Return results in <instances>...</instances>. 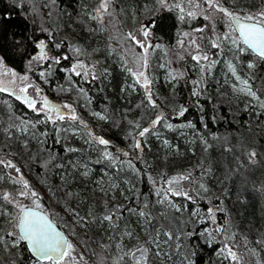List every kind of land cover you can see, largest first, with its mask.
<instances>
[{
    "label": "trees",
    "instance_id": "trees-1",
    "mask_svg": "<svg viewBox=\"0 0 264 264\" xmlns=\"http://www.w3.org/2000/svg\"><path fill=\"white\" fill-rule=\"evenodd\" d=\"M44 2L43 7L38 0H0V59L20 73L34 62L37 43L47 40L51 57L68 59L35 65L29 69L31 77L38 80L42 91L47 90L49 79L54 98L73 96L78 118L95 125L111 147H94L83 127H77L80 133L76 135H68L64 125L59 131V124H49L11 95L0 93V161L4 162L0 163V194L23 187L14 180L27 181L39 194L44 211L60 226V220L47 209L57 203L56 209L69 217H65L66 226L73 230L71 238L60 226L76 249L73 264H134L125 253L155 237L157 229L162 233L160 240L166 242L161 252L166 249L171 256L165 254L164 261L160 260L149 243L147 264H236L218 254L225 244L237 252L241 264H264V118H257L253 110L244 111L246 98L236 101L221 81L222 62L229 59L264 102V68L257 58L220 41L228 27L219 13L212 21L204 19L210 12L203 0H196L200 8L191 7L188 0H166L163 6L159 0H112L115 26L103 18L89 17L95 16L99 0ZM219 2L230 11L264 9V0ZM175 3L181 4L184 13L173 7ZM188 11L196 15L190 17ZM199 28L204 32L196 31ZM142 29L149 32L146 41ZM128 33L151 48L159 46L147 60L152 73L159 76L157 81L154 76L150 86L155 107L148 103L143 86L131 85L135 79L126 69L138 62L130 63L129 55H140L141 48L124 39ZM193 38L216 61L214 65L191 59ZM180 41L187 49L184 53ZM212 41L220 48H212ZM54 43L60 47L52 50ZM75 49L87 56L93 75L82 79L68 75ZM161 49L168 55L174 53V69L163 66L162 70L167 58ZM41 72L49 76L42 78ZM180 107L186 111L175 122L172 114ZM157 108L164 111L172 127L155 138L149 128L141 156L133 159L137 152L133 140ZM164 121L158 123L160 129ZM163 139L169 142L168 148ZM115 149L131 150V157L118 151L105 156ZM7 162L15 167H7ZM189 173L191 179L180 181L179 187L192 200L169 194L167 201L158 203L167 180ZM159 188L162 191L157 196ZM209 208L218 212L221 232L215 231L218 226L211 223ZM140 211L146 215L140 216ZM109 213L115 214L114 221L102 222ZM17 214L11 203L0 198V264H32L25 245L11 243L13 237L7 235L16 231L12 224ZM79 217L85 218L83 226ZM80 256L83 260H78Z\"/></svg>",
    "mask_w": 264,
    "mask_h": 264
},
{
    "label": "snow or ice",
    "instance_id": "snow-or-ice-1",
    "mask_svg": "<svg viewBox=\"0 0 264 264\" xmlns=\"http://www.w3.org/2000/svg\"><path fill=\"white\" fill-rule=\"evenodd\" d=\"M111 2L112 0H101L99 8L96 11L97 14L101 17L103 16V14H107L110 17L108 22L112 23L113 26H115L116 22L112 17V13L108 11ZM159 2L162 6L166 4V0H159ZM188 2L193 8L201 7L199 3H196V0H188ZM203 3L207 5V11L210 12L209 15L204 16L205 20L212 21L215 18L216 14L219 13L220 19L226 23L229 32L224 34L223 39L229 40L232 45L236 46L237 50L240 53L248 51L258 59L264 60V9H261L256 13L243 11L237 12L230 11L229 9L224 8L220 4L219 0H203ZM173 7L179 9L181 13H184L185 11V9L181 6L180 3H175ZM187 15L190 17H194L196 13L193 11H188ZM180 19L183 20L184 16L181 15ZM205 27H207V25ZM204 30V28L196 29V31L201 33L204 32ZM141 31L146 41L147 37L149 36V32L146 29H142ZM213 31H215L214 26ZM188 35V33H184L185 37H187ZM124 39L130 41L136 47L143 49V53L137 56V62L143 61L142 66L147 68V53L149 51V48L153 46L146 45L144 41L137 39L136 35H134L133 33H128L127 36L124 37ZM200 39L203 40L204 38L201 37ZM179 43L181 47H184L183 41H180ZM190 46L192 48V52L190 53L191 59L197 64H200L201 61H208L210 66L216 63V61L210 60L208 53L204 51V49L199 43H197V40L195 38L190 41ZM37 47L40 49V54L34 56L32 58L33 61L51 60L53 63L59 64L61 62V59H68L67 56L55 58L48 56L47 53L44 51V41H40V43L37 44ZM56 47L59 48L60 45L57 44ZM211 47L218 49L220 48V44L216 41H212ZM129 50L131 51V49ZM248 66L252 67L253 65L250 63ZM204 67L205 66L201 64L202 70H204ZM0 68H3L2 60H0ZM229 68L233 72V74H235V69H233L231 65H229ZM126 70L129 72L132 71L131 69ZM66 71L72 72L76 76H83L84 78H87L90 75L89 70L86 69L85 65L82 62H77L73 64L71 68L67 69ZM132 74L135 77L137 83H141L142 79V86L146 90L147 101L152 107H155L156 105L155 102L152 100V96L149 89L150 81L145 76V73L143 71H138ZM8 76H10L11 78L5 80V77ZM40 76L43 78L45 76V73L41 72ZM19 79L21 81H26L28 77L22 76ZM92 79H96V77L93 76ZM237 79H239V77H237ZM15 80L16 73L11 72L10 69H5L0 72V93H8L9 95L14 96L17 100H20L22 103L26 104L28 108L37 112L38 115L43 112L44 119L46 121H51L52 123H55L57 120H65L66 116L71 120L77 119L71 105L67 103H65L63 106L52 104L47 100L46 97L42 98L40 108H37L36 100L30 99L27 95H22L27 92V89L30 85L20 87L15 84ZM242 83H244L245 85L247 84L246 81H242ZM35 91L37 96H39L41 90L39 88H36ZM241 91H247L248 95L252 96L253 98H256V94L252 92L250 88L241 89ZM195 94L197 93H194V95ZM62 107L67 108L69 110V113H64L62 111ZM261 107H264V102H261ZM185 111L186 109H182L179 115L183 116ZM101 119H103V117H101ZM164 119L165 117H163L162 115H158L156 119L151 121V126L154 128L158 123H160ZM32 126L35 127V124H33ZM166 126L169 128L172 127L171 124H167ZM148 132L149 128H144L142 131L139 132V136L143 137ZM96 142H98L100 145L105 146L109 144V141L103 138H97ZM165 143H167V141H165ZM133 146L139 149L141 147V144L139 141H137ZM125 155H127V153H125ZM251 155L254 156L255 153H252ZM105 156L108 157L110 156V154L106 152ZM0 163L4 162L0 161ZM128 163L129 167H132L131 161H129ZM7 167L13 168L15 166L11 162H7ZM15 170L18 173L20 171L18 168H16ZM85 175H87V173H85ZM190 179L191 173L186 176L182 175L167 180L166 183L168 187L167 189L163 190L164 196L158 201V203H164L165 201H167L169 194L172 196H183L185 199L192 200L193 197L190 195V193L188 191L183 190L182 187H179L180 181ZM13 183L22 184L23 190L18 192V196L22 198H32V204L31 206L25 205L20 199L11 196V194L7 192L0 194V198H2L3 201H5L6 203H12L14 207L18 209V216L14 217L15 223L12 224L13 228L17 231H10L7 233V235L13 237L14 243H26L27 249L31 254V257L33 258L32 264H71V262L76 261L77 257L74 255V253L76 252L74 245L68 240L67 236L61 230H59L58 225L54 223L50 216L44 211L43 206L39 200V194L34 190H31L27 181L14 180ZM174 184L178 185V187L173 188L172 185ZM113 187H115V185H113ZM200 187L207 191V189L204 188L203 184H201ZM161 191L162 190H157V196H160ZM172 206L175 207L174 204ZM145 207H147V205H145ZM129 211L136 210L129 209ZM213 212L214 209H208V214L210 217L213 215ZM72 214L74 216H78V214L74 212ZM114 215V213L105 214L102 217V222H113ZM139 215L145 216L146 214L145 212L140 211ZM78 222L81 223L83 226V224L85 223V218L79 217ZM222 230L223 228L219 226L215 229L216 232H221ZM128 234L130 235V233ZM160 235L161 232L159 229H157L155 237L146 241L144 245H141L140 247L136 248L135 251L125 253V255H131L135 259V264H147V253L149 252L147 244L151 243L154 244L156 247H159L158 238ZM163 235L167 236L168 239H172V236L167 232L163 233ZM2 239L3 238L0 237V242H2ZM137 252L140 253V256L138 258L136 257ZM221 253L224 254L226 259H231L232 261H235L236 264H241V258L237 256L236 252L232 251L231 247L228 244H225L224 247L220 249V253L218 254ZM79 259L83 260V256H80Z\"/></svg>",
    "mask_w": 264,
    "mask_h": 264
},
{
    "label": "rangeland",
    "instance_id": "rangeland-1",
    "mask_svg": "<svg viewBox=\"0 0 264 264\" xmlns=\"http://www.w3.org/2000/svg\"><path fill=\"white\" fill-rule=\"evenodd\" d=\"M41 1V2H40ZM45 0H38V2H39V4L41 3V4H43L42 6L44 7V2ZM100 3H101V0H99V2H98V6L93 10V12H94V14H95V16H92V15H89V17L90 18H103V19H105L107 22L106 23H109L108 21H109V19H110V17L107 15V14H103V16L101 17L100 15H98L97 14V9L99 8V5H100ZM112 5H111V3H110V5H109V8H108V11L110 12V13H112V17L114 18V15H113V10H112V7H111ZM110 28V27H109ZM108 28V29H109ZM229 32V29H225L224 30V33L220 36V41L221 42H227L228 44H230V45H232L231 44V42L229 41V40H225V39H223V36H224V34L225 33H228ZM40 41H44V43H45V49H44V51L47 53V55L48 56H50L51 57V48H50V44H49V42L47 41V40H45V39H42V40H40ZM40 41L37 43V44H39L40 43ZM56 43H54V44H52V50L53 49H55L56 48ZM234 46V45H233ZM184 47H185V45H184ZM184 47H183V50H182V53H184L186 50H184ZM50 48V49H49ZM155 48H157V47H154V48H149V51H148V53H147V60H148V56H149V53L150 52H152L153 50H156ZM162 50V49H161ZM126 53V52H125ZM143 53V49H140V54H142ZM162 54H164L165 55V58H167V65L166 64H162V66H161V68H162V70H163V66L164 67H167V66H169V67H172L173 69H174V67H176V65L174 64V62H173V59H175V58H172L171 57V55L174 57V53H171V54H169L168 55V52H167V50H162V52H161ZM40 54V49L37 47V52H36V54H35V56H37V55H39ZM130 56V63H132V61H134L135 59H137V56H138V53H135V54H131V55H129ZM86 55H84V54H80V53H78L77 52V50L75 49V52H74V59H73V61H72V63H71V66L73 65V64H75V63H77V62H82L84 65H85V67H86V69H88L89 70V72H90V75L89 76H91V75H93L92 73H93V68H92V66L90 65V64H88V61L86 60ZM1 60V59H0ZM46 62L45 61H34L33 63L32 62H30V67H27L24 71H22V72H20V73H17V72H14V71H12L11 70V72H14V73H16V80H15V84L16 85H18V86H20V87H23V86H25V85H30L29 87H28V89H27V92L26 93H24V94H22V95H27L28 97H30V98H33V97H35V89L36 88H40L39 86H38V80H36V79H33L32 77H31V74H30V71H29V69H31V68H33V66H39V65H43V64H45ZM143 65V61H139L138 63H136V66L135 67H133L131 70V73H134V72H138V71H143L144 73H145V76L149 79V81H150V85H149V89H150V86L152 85V81L154 80V76L156 77L155 78V80L157 81L158 79H159V76L157 77V75H155V74H153L152 73V71H151V69L149 68V66H147V68H145V67H143L142 66ZM229 65H231V67L234 69V67H233V64L231 63V61H229V59H224L223 60V62H222V68H223V73H222V76H221V81H222V85H224L227 89H228V91H229V94L230 95H232V98H235L236 99V101L239 99V98H242V99H244V97L246 98L245 99V101L244 102H246V104L245 105H243V110L244 111H246L247 110V112H250V111H252L253 110V112H254V114L257 116V118L258 117H263L264 118V111L263 112H260L259 110H261V109H263L264 110V107H261V102H263L261 99H260V97L258 96V93L255 91V89H253V87H251L250 85L251 84H249V82L246 80V79H244V78H241L236 72H235V74H233V72L230 70V68H229ZM71 66H70V68H71ZM69 68V69H70ZM160 68V69H161ZM5 69H9L8 67H6L5 65H4V63H3V68H0V72H2L3 70H5ZM81 71H83V70H81ZM150 71V72H149ZM68 75L71 77V78H80V79H82V78H84L83 76H76L74 73H72V72H69L68 71ZM168 74H163V75H161V77H166ZM22 76H27L28 77V79L26 80V81H21L19 78L20 77H22ZM46 76V78L49 76L48 74L47 75H45ZM88 76V77H89ZM132 76H133V74H132ZM237 77H239V79H237ZM11 77L10 76H8V77H5V80H8V79H10ZM45 78V79H46ZM134 79H135V77H134ZM242 81H246L247 82V84L245 85L244 83H242ZM133 82V83H132ZM131 82V85H132V87L134 88L137 84H140V86L142 87V79H141V83H137L136 82V79L135 80H133ZM250 88V90L252 91V92H254L255 94H256V98H253L252 96H250V95H248L247 94V91H241V89H249ZM67 90H70V89H68L67 88ZM60 94H61V96H62V92H59ZM150 93H151V96H152V91H151V89H150ZM191 96L190 95H188V98H190ZM60 100H58L59 102V104H60V106H63L65 103H67V104H69V105H71L72 106V109L74 110V112H75V114H76V117H78L77 116V111H76V109H75V103H74V97L73 96H64V97H61V98H59ZM152 100L154 101V99H153V96H152ZM37 108H40V106L39 107H37ZM185 108V107H184ZM184 108H182V107H180L178 110H176V112H175V114H172L173 116H175L174 118H176V121L175 122H177V120L179 121L180 120V115H179V113H177V112H180L182 109H184ZM62 109L63 110H67V111H69L67 108H63L62 107ZM32 110V109H31ZM33 111V110H32ZM35 112V111H34ZM35 113H37V112H35ZM41 114H43V112H41ZM158 115H162L163 117H165V121L162 123V125H161V129H160V127H159V125L157 124L154 128L150 125L151 124V121L152 120H154V118H156ZM94 116H96L95 114H94ZM173 117H172V119H174ZM79 121H80V123H81V125L84 127V128H87L89 125H87V124H84L79 118H77ZM76 119V120H77ZM171 120V119H170ZM169 122V118H167L166 117V114L164 113V111L163 110H161L160 108H157L156 109V112H155V114L148 120V123H147V125L146 126H144V128H151L153 131L150 133V135L153 137V138H155V137H157L158 135H160L162 132H163V130L164 131H168L169 130V127H167L166 125L167 124H169L168 123ZM91 129H93V130H96V127H95V125H93V127L92 126H89ZM88 127V128H89ZM98 127H99V125H98ZM89 128V129H90ZM143 128V129H144ZM163 128V129H162ZM90 129V130H91ZM89 131V130H88ZM140 131H142V130H140ZM104 130H102V133L104 134ZM181 134H182V132H181ZM94 136H95V134H94ZM144 137L145 136H143V137H140L139 136V132H137V135H136V137H135V139L133 140V145L137 142V141H139L140 142V144H141V147L139 148V149H137V152L135 153V154H133L134 155V157H133V159H136V158H139L140 156H141V151H142V144H143V139H144ZM163 141V145H164V148H168L169 147V142L166 140V139H163L162 140ZM165 141H167V143H165ZM134 147V146H133ZM129 148V147H128ZM130 149H132V145H130ZM115 151H118V152H120V154H123V156L124 157H126V158H130L131 157V154H130V152H131V150H129V149H125V150H123V149H115V150H113L112 152H110L109 154H114L115 153ZM125 153H127V155H125ZM10 182H12L11 180H9ZM18 184V183H17ZM16 187H17V185H16ZM115 187H116V185H115ZM23 190V187L21 188V189H17V190H15L14 192H11V193H9V194H11V196H13V197H15V198H17V199H20L21 201H22V203L23 204H25V205H28L29 206V204L31 205L32 204V198H22V197H19L18 196V192L19 191H22ZM32 190V189H31ZM159 190H161L160 188H159ZM44 196H46V193H44ZM163 196V195H162ZM39 200H40V198H39ZM48 200L50 201V198L48 197V199L46 200V202L48 203ZM40 203H41V201H40ZM12 204V203H11ZM42 204V203H41ZM51 204V203H50ZM56 206H57V203H55V202H53L52 203V205H50V207L48 208L47 207V209L49 210V211H51V213L57 218V219H59L60 220V223H59V225L61 226V228L64 230V231H66L67 232V234L68 235H70V237L71 236H73L72 234H73V230H71L70 229V227H67L66 226V222H65V217L67 216L64 212H62L60 209H56ZM12 207H13V209H14V211L16 212V213H18V209L17 208H15L14 207V205L12 204ZM62 212V213H61ZM208 213V212H207ZM57 214L58 215H60V216H63L64 218H62L61 217V219H60V216H57ZM65 214V215H64ZM208 215V217H210L209 216V214H207ZM18 216V214L16 215V217ZM66 218H69L68 216L66 217ZM210 219H211V223L213 224V225H215V226H218V212L216 211V209L214 210V212H213V215L210 217ZM71 226H72V223H71ZM161 235H162V233H161ZM72 238V237H71ZM11 243H14L13 242V239H12V241H11ZM158 243H159V247H156L154 244H151V247L154 249V251H156V254H157V256L160 258V260H162V261H164L163 260V258L165 257L164 255L166 254V255H170V252H168L166 249L164 250V254L161 252V249H163V243L164 244H166V242L164 241H162V240H160V238H159V240H158ZM233 252H236L235 250H232ZM237 253V252H236ZM74 255L76 256V254L74 253ZM140 256V254L139 253H137L136 254V257L138 258ZM171 256V255H170ZM238 256V255H237ZM162 258V259H161ZM131 259H132V262H134V264H135V259L133 258V257H131ZM182 259H184V257L182 256ZM78 260H80V259H78ZM230 261H232L231 259H229ZM75 262V261H74ZM74 262H71V264H73Z\"/></svg>",
    "mask_w": 264,
    "mask_h": 264
},
{
    "label": "flooded vegetation",
    "instance_id": "flooded-vegetation-1",
    "mask_svg": "<svg viewBox=\"0 0 264 264\" xmlns=\"http://www.w3.org/2000/svg\"><path fill=\"white\" fill-rule=\"evenodd\" d=\"M257 58V57H256ZM257 61H259L260 63H261V66H262V68H264V60H260V59H256V62ZM46 63H49V60H46L45 61ZM258 62V63H259ZM258 66V65H257ZM241 78H243V77H241ZM52 85V83H50L49 82V79H48V84H47V90H43V91H40V95L39 96H37V94H36V91H35V97H33L32 99L33 100H36L37 101V107H39L40 106V101H41V95H44L45 97H47V98H49L51 101H53V102H59L58 100H60L59 98H54V96H53V94H54V92L52 91L51 92V90H50V86ZM14 99H16L14 96H12ZM16 101H18V103H20L27 111H32L30 108H28L27 107V105L26 104H24V103H22L20 100H17L16 99ZM51 103V102H50ZM59 104V103H58ZM60 105V104H59ZM185 109V108H184ZM62 111L64 112V113H66V114H68L69 113V111H67V110H63L62 109ZM33 113H34V115H36V116H41V118H42V120H44L45 121V119H44V115L43 114H37V113H35L34 111H32ZM185 113V112H184ZM76 115V114H75ZM180 117V119H182V117L183 116H179ZM78 118V117H77ZM49 124H59L57 127H58V129H59V131H61V129H63L62 128V125H64L66 128H67V131L66 132H68L67 134L68 135H76V134H79L80 133V130H77V127L78 128H80L81 129V127H83L82 125H81V123H80V121L77 119V120H71L70 118H68L67 116H66V118H65V120H63V121H59V120H57L55 123H52L51 121H47ZM89 127V126H88ZM84 128L85 130H86V133H87V135H88V139L89 140H91L92 142H93V145H94V147H99V146H101V147H104V148H109V147H111L110 146V144H108L107 146H105V145H100L98 142H96L97 141V138H103V139H106L104 136H101L99 133H97L96 132V130H93V129H91L90 127V129L89 128ZM89 130V131H88ZM94 134H95V136H94ZM106 140H108V139H106ZM109 141V140H108ZM110 143V142H109ZM121 150V149H120ZM113 151V150H112ZM122 156H123V154H122ZM124 157V156H123Z\"/></svg>",
    "mask_w": 264,
    "mask_h": 264
},
{
    "label": "water",
    "instance_id": "water-1",
    "mask_svg": "<svg viewBox=\"0 0 264 264\" xmlns=\"http://www.w3.org/2000/svg\"><path fill=\"white\" fill-rule=\"evenodd\" d=\"M30 98V97H29ZM42 98H44V96H42ZM47 100L49 101V102H51L52 104H56V105H58V103H56V102H52L49 98H47ZM154 119H156V118H154ZM151 125V124H150ZM59 227V226H58ZM59 230H61V228L59 227ZM62 231V230H61ZM63 232V231H62ZM64 233V232H63ZM65 234V233H64ZM24 245H25V247L27 248V245H26V243H24V242H22ZM28 250V249H27ZM29 252V251H28Z\"/></svg>",
    "mask_w": 264,
    "mask_h": 264
},
{
    "label": "bare ground",
    "instance_id": "bare-ground-1",
    "mask_svg": "<svg viewBox=\"0 0 264 264\" xmlns=\"http://www.w3.org/2000/svg\"><path fill=\"white\" fill-rule=\"evenodd\" d=\"M110 166L112 167V165L110 164Z\"/></svg>",
    "mask_w": 264,
    "mask_h": 264
}]
</instances>
